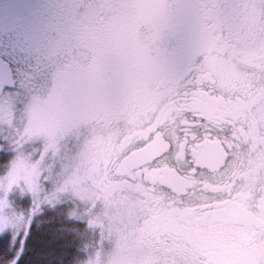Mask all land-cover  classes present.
<instances>
[{"label":"snow or ice","instance_id":"6c2138e0","mask_svg":"<svg viewBox=\"0 0 264 264\" xmlns=\"http://www.w3.org/2000/svg\"><path fill=\"white\" fill-rule=\"evenodd\" d=\"M0 127V190L70 193L114 241L88 264H211L194 217L237 180L264 189V0H5ZM252 248L264 264V227Z\"/></svg>","mask_w":264,"mask_h":264},{"label":"flooded vegetation","instance_id":"af4514ba","mask_svg":"<svg viewBox=\"0 0 264 264\" xmlns=\"http://www.w3.org/2000/svg\"><path fill=\"white\" fill-rule=\"evenodd\" d=\"M31 1L18 0L21 5L39 2V0H34L32 3ZM33 143L43 145V138ZM73 144V141L68 140L66 147L74 151ZM245 175L251 176L252 170L246 169L241 176ZM234 185V187L230 186L229 195L204 206L211 208L210 212L194 217L197 240L209 255L211 264H248L249 259L254 255L252 243L255 229L264 227V189L259 185L253 187L251 183L248 187H244L241 180L235 181ZM59 217L56 218L58 223L64 220L68 223L67 216L64 220L63 218L60 220ZM77 221L83 222L76 219ZM88 229L80 227L76 233ZM105 242L106 240L100 241V247H103ZM102 257L108 258V255L104 254Z\"/></svg>","mask_w":264,"mask_h":264},{"label":"rangeland","instance_id":"374dc122","mask_svg":"<svg viewBox=\"0 0 264 264\" xmlns=\"http://www.w3.org/2000/svg\"><path fill=\"white\" fill-rule=\"evenodd\" d=\"M33 1L34 0H32L31 3ZM1 2L4 3L5 0H0V4H2ZM8 135L9 129H7L6 127H0V178H3L7 175V172L10 170L11 162L17 155L16 151L13 149L9 141L4 139V137ZM42 146L43 145L30 142L29 144L25 145L24 150L26 153H28L31 152L34 148H42ZM53 187L54 186L51 182H45L44 184L45 191H52ZM0 199H6L8 202V207L0 211V215H15L22 216L24 218L22 223L18 226L9 227L3 231H0V239L8 237L11 244H15V242L18 241L21 235L27 230L29 223H40V221H43V217L45 215H47V217L44 220L50 219V217L54 215L52 213H56L57 211L60 213V216H63L59 217L58 215L60 220H62V218L64 220L67 216V231H72L71 233L76 234V231L80 227H84L85 229L89 228L88 230L81 231L86 237L85 239L89 242L88 246L84 251H82V253L77 254V256L74 258L72 257L70 264H88L90 260L96 258L97 252H101V261H106L108 258H105L106 256L103 258L102 256L104 254L109 256V254L115 247L114 241L110 242L109 240H106L103 247H100V232L99 229L89 226V217L85 212L86 205L77 198L73 197L70 193L62 194L59 199L52 204L42 203L38 208L34 203L32 194L27 191H22L20 187L14 186L13 189L7 193H5L3 190H0ZM73 212H75L76 215H73ZM76 219L83 220V222H76ZM95 237L97 238L95 239ZM79 248L80 247H78L77 249Z\"/></svg>","mask_w":264,"mask_h":264},{"label":"trees","instance_id":"16d2710c","mask_svg":"<svg viewBox=\"0 0 264 264\" xmlns=\"http://www.w3.org/2000/svg\"><path fill=\"white\" fill-rule=\"evenodd\" d=\"M57 213L44 220L45 215L40 223H29L15 244L8 237L0 239V264H70L89 242L82 232L71 233L67 223H58Z\"/></svg>","mask_w":264,"mask_h":264},{"label":"clouds","instance_id":"9594fccd","mask_svg":"<svg viewBox=\"0 0 264 264\" xmlns=\"http://www.w3.org/2000/svg\"><path fill=\"white\" fill-rule=\"evenodd\" d=\"M5 216V215H4ZM7 218H9V219H11L12 218V216H6ZM9 227H11V226H9ZM9 227H4L2 230H0V231H3V230H5L6 228H9Z\"/></svg>","mask_w":264,"mask_h":264}]
</instances>
